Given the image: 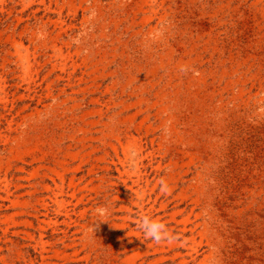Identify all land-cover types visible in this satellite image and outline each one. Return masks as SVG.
Here are the masks:
<instances>
[{
	"label": "rangeland",
	"instance_id": "1",
	"mask_svg": "<svg viewBox=\"0 0 264 264\" xmlns=\"http://www.w3.org/2000/svg\"><path fill=\"white\" fill-rule=\"evenodd\" d=\"M0 264H264V0H0Z\"/></svg>",
	"mask_w": 264,
	"mask_h": 264
},
{
	"label": "clouds",
	"instance_id": "2",
	"mask_svg": "<svg viewBox=\"0 0 264 264\" xmlns=\"http://www.w3.org/2000/svg\"><path fill=\"white\" fill-rule=\"evenodd\" d=\"M188 70V68L183 66L180 69L181 72H187ZM137 155L138 153H132L133 162L131 163V166L133 168L135 167L134 159ZM158 184L159 192L163 196L171 195L172 188L164 178H160L158 180ZM106 215V212L100 213V219L96 221L95 229H97L101 223L108 222ZM134 223L136 224V227L143 233L144 238L143 240L140 239L142 243L145 241H151L156 245L166 244L168 246L176 244L177 242L183 243L179 233H174V231L171 230L165 222L160 219L153 218L146 213L138 214Z\"/></svg>",
	"mask_w": 264,
	"mask_h": 264
}]
</instances>
